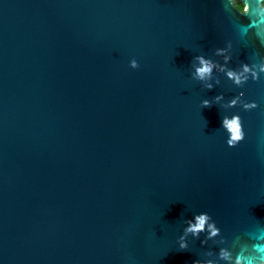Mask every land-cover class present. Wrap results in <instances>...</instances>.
Wrapping results in <instances>:
<instances>
[{
  "label": "water",
  "instance_id": "95a60500",
  "mask_svg": "<svg viewBox=\"0 0 264 264\" xmlns=\"http://www.w3.org/2000/svg\"><path fill=\"white\" fill-rule=\"evenodd\" d=\"M235 1L0 0V264H232L221 249L251 245L264 44L258 0Z\"/></svg>",
  "mask_w": 264,
  "mask_h": 264
},
{
  "label": "clouds",
  "instance_id": "9594fccd",
  "mask_svg": "<svg viewBox=\"0 0 264 264\" xmlns=\"http://www.w3.org/2000/svg\"><path fill=\"white\" fill-rule=\"evenodd\" d=\"M236 6L240 9H244V4L240 3L239 0H236ZM250 28L254 30L257 40L264 44V0H258V8L254 18L251 20ZM197 59L200 62V66L196 68V76L201 80L210 77L213 67L211 62L204 57H197ZM130 66L132 68H137L139 65L138 62L133 59L130 61ZM244 70H249L247 65H244ZM261 71H264V65H261ZM228 76L234 79L236 83L241 82L240 76L235 72H229ZM208 87H211V85H208ZM232 103H234V101ZM203 106L209 107L210 102L207 100L203 101ZM238 123V118H232L231 120L228 118L222 119V127L230 134L229 144H235L243 138V132L238 128ZM208 219L209 217L207 214L196 216L195 223H190L187 230L194 234L204 231ZM208 228L211 236H215L218 233V229L213 225H208ZM250 239L252 240L251 245L246 244L241 246L235 258H233L231 253L227 250L221 249V259L231 261L232 264H264V227L257 228L250 235ZM181 247H185V245L182 244Z\"/></svg>",
  "mask_w": 264,
  "mask_h": 264
},
{
  "label": "trees",
  "instance_id": "16d2710c",
  "mask_svg": "<svg viewBox=\"0 0 264 264\" xmlns=\"http://www.w3.org/2000/svg\"><path fill=\"white\" fill-rule=\"evenodd\" d=\"M235 4H236V1H235Z\"/></svg>",
  "mask_w": 264,
  "mask_h": 264
}]
</instances>
